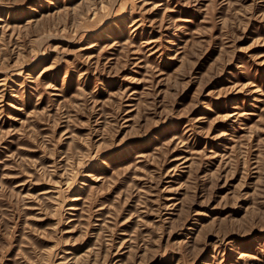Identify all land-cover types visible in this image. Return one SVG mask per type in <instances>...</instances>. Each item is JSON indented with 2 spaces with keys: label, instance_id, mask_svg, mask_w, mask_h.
I'll use <instances>...</instances> for the list:
<instances>
[{
  "label": "rangeland",
  "instance_id": "1",
  "mask_svg": "<svg viewBox=\"0 0 264 264\" xmlns=\"http://www.w3.org/2000/svg\"><path fill=\"white\" fill-rule=\"evenodd\" d=\"M0 264H264V0H0Z\"/></svg>",
  "mask_w": 264,
  "mask_h": 264
}]
</instances>
